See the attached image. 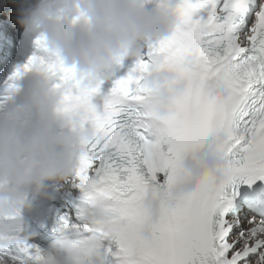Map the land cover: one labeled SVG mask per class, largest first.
Segmentation results:
<instances>
[{"label":"snow or ice","instance_id":"6c2138e0","mask_svg":"<svg viewBox=\"0 0 264 264\" xmlns=\"http://www.w3.org/2000/svg\"><path fill=\"white\" fill-rule=\"evenodd\" d=\"M175 15L172 34L106 94L100 85L80 92L72 70L34 53L14 71L0 57L4 99L35 67L53 72L58 88L72 82L65 110L82 106L93 133L77 162L79 187L125 203L140 204L150 186L169 190L185 157L214 134L213 147L227 157L223 178L194 182L155 222L140 214L118 225L108 214L96 223L112 225L106 236L118 247L117 264H264V0H180ZM35 44L42 53V41ZM153 69L174 72L185 84L164 119L144 106L143 82ZM90 206L83 200L78 215ZM41 259L27 241L0 247V264Z\"/></svg>","mask_w":264,"mask_h":264},{"label":"clouds","instance_id":"9594fccd","mask_svg":"<svg viewBox=\"0 0 264 264\" xmlns=\"http://www.w3.org/2000/svg\"><path fill=\"white\" fill-rule=\"evenodd\" d=\"M180 0H0V11L11 16L25 37L42 41L44 59L73 72L80 92L112 79L126 60L140 61L150 46L167 39L177 25L175 9ZM57 76L45 68L24 72L15 88L0 103V247L20 241L25 214L32 201L46 192L50 182L67 181L76 170L86 141L93 133L82 106L65 110V93L73 83L56 85ZM145 108L159 119L181 96L185 84L174 72L153 69L146 74ZM215 135L203 138L185 157L171 188L150 186L140 204L119 197L86 193L90 211L80 215L83 230L91 233L78 240L77 227L57 229L40 264H94L99 237L112 225L96 220L115 215L122 225L142 214L152 222L162 206L174 207L207 174L223 178L227 157L213 147ZM31 198V199H30Z\"/></svg>","mask_w":264,"mask_h":264}]
</instances>
